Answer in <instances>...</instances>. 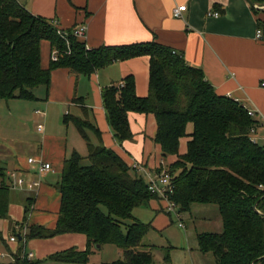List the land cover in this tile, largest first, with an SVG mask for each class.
<instances>
[{
    "label": "trees",
    "instance_id": "16d2710c",
    "mask_svg": "<svg viewBox=\"0 0 264 264\" xmlns=\"http://www.w3.org/2000/svg\"><path fill=\"white\" fill-rule=\"evenodd\" d=\"M264 5V0H251ZM70 31V30H69ZM49 41L58 60L44 69L41 43ZM150 57L149 94L139 97L133 76L119 86L103 90L108 123L119 144L133 138L129 114H153L157 122L154 142L162 157L178 156L167 167L174 193L170 201L179 213L194 204L218 206L223 231L198 236L199 251L211 254L215 264H264V146L253 138L259 121L239 102L220 96L201 69L189 65L183 54L157 41L89 49L85 42L59 33L54 22L34 15L18 0H0V101L35 99V90L49 86L51 73L66 68L74 75L90 76L110 64L136 57ZM81 99H75V102ZM73 122L88 145L87 157L79 153L67 159L58 183L61 194L59 219L54 229L30 226L23 232L34 200L25 203L20 224L22 237L12 260L0 264H40L29 258L25 243L64 234H83L87 248L64 250L51 259L79 264L104 245L116 246L122 259L99 264H154L153 248L144 242L151 223L138 220L134 211L160 199L149 191L144 174L131 168L104 146L100 130L79 117ZM194 125L185 154H179L186 127ZM92 129L99 142L87 134ZM87 163H86V162ZM163 166L157 170L161 173ZM0 219H10L12 191L8 175L0 167ZM13 232H17L13 224Z\"/></svg>",
    "mask_w": 264,
    "mask_h": 264
},
{
    "label": "crops",
    "instance_id": "0c3cea01",
    "mask_svg": "<svg viewBox=\"0 0 264 264\" xmlns=\"http://www.w3.org/2000/svg\"><path fill=\"white\" fill-rule=\"evenodd\" d=\"M36 16L54 22L59 31L87 26V48L125 46L157 41L184 55L186 62L203 71L206 81L218 95L229 97L254 112L259 126L264 129V5L254 6L251 0H18ZM187 10L182 18L174 15L178 6ZM219 13L218 17L209 13ZM261 31V37L258 33ZM52 46L41 43V64L44 69L52 62ZM127 76H133L139 97L149 94L150 57L141 56L116 62L91 74L74 75L66 68L51 73L49 86L35 90V99L0 101V167L6 170L8 182L15 181L11 174L26 181L23 189H12L10 219H0V238L3 247L0 259L15 254L19 248L20 224L25 217V203L34 200L33 209L23 227L54 229L59 219L61 194L57 188L64 163L73 153L87 157V142L73 122L65 123V116H74L94 124L101 132L105 147L119 154L134 168L143 167L150 173L164 169L177 161L178 156L162 157V148L154 142L157 122L153 114L130 113L133 138L119 144L108 123L103 104V90L119 86ZM81 101L75 102V99ZM194 125L186 127L187 136L180 139L179 154L188 150ZM87 134L94 144L99 140L92 129ZM257 142V141H256ZM29 158L36 161L28 162ZM44 162L51 169L39 173L38 164ZM140 173V172H139ZM142 174V173H140ZM147 180V178H146ZM30 181L39 182L29 190ZM167 202L154 199L148 208L154 212L153 228H162L160 212ZM13 224L17 232H13ZM157 228V229H158ZM16 236V241H10ZM87 248L83 234H64L48 239H31L25 250L40 264H76L51 259L50 256L67 249ZM198 249V250H197ZM195 250V249H194ZM190 258L192 264H206V255L196 248ZM4 254V257L1 255ZM199 261V262H197Z\"/></svg>",
    "mask_w": 264,
    "mask_h": 264
},
{
    "label": "rangeland",
    "instance_id": "374dc122",
    "mask_svg": "<svg viewBox=\"0 0 264 264\" xmlns=\"http://www.w3.org/2000/svg\"><path fill=\"white\" fill-rule=\"evenodd\" d=\"M256 141L264 146V129L258 130ZM159 214L166 224L162 228L157 227L158 229L151 227L144 239L146 244L155 246L153 248L154 264H192L190 255L192 250L199 247L198 236L223 231L221 215L216 205L194 204L191 210L183 211L180 218L176 212H168L167 208ZM134 215L138 220L150 223L154 212L148 207H140L134 211ZM180 223L184 227H180ZM2 247L0 238V250ZM122 257L121 251L116 246L106 244L101 249L94 250L89 260L90 263L99 264L116 261ZM205 260L206 264H215L211 254L206 255Z\"/></svg>",
    "mask_w": 264,
    "mask_h": 264
},
{
    "label": "built area",
    "instance_id": "2783aa9c",
    "mask_svg": "<svg viewBox=\"0 0 264 264\" xmlns=\"http://www.w3.org/2000/svg\"><path fill=\"white\" fill-rule=\"evenodd\" d=\"M187 10V7L185 5L183 6H178L177 8H175L174 10V15L177 18H182L183 15L182 13L184 11ZM209 16H215L218 17L219 13L215 12L213 13H209ZM87 26L82 25V26H77L74 27L73 29H71L70 31H59V33H61L62 35H64L65 37L68 35H71L77 39H82L85 38L86 34H87ZM261 31H259L258 33V37H261ZM59 52L57 50L53 51L52 54V60L53 61H57L59 56H58ZM261 86L264 92V79L261 82ZM249 115H251L252 117H255V113L252 111H248ZM253 133L255 132V130L252 131ZM35 159L34 158H29L28 162L30 164L35 163ZM39 167V173L43 174L47 171H49L51 169V165L49 163H44L41 162L38 164ZM134 169H136L138 172L142 173L145 175V177L147 178V184H148V188L149 191L156 195L158 198H160L161 200L167 202V210L168 212H176L177 216L180 218L181 213L178 212L177 210V206L176 204L172 203L170 201V197L171 195L174 193V186L172 184V176L171 174L167 171V169L163 170L161 173L158 172H154V173H150L147 170H145L143 167L141 166H134ZM12 177L16 178L14 182L10 183V187L12 189H23L26 185V181L24 178L16 177V174H11ZM3 186V184L0 181V188ZM39 186V182H35V181H30L27 184V187L29 190H34L35 188H37ZM261 189L264 190L263 186H260ZM180 227H184V225L182 223H180ZM10 241L14 242L16 241V237L13 236L11 237ZM2 257L4 256V254L1 255Z\"/></svg>",
    "mask_w": 264,
    "mask_h": 264
},
{
    "label": "water",
    "instance_id": "95a60500",
    "mask_svg": "<svg viewBox=\"0 0 264 264\" xmlns=\"http://www.w3.org/2000/svg\"><path fill=\"white\" fill-rule=\"evenodd\" d=\"M251 3L253 4V2L251 1ZM254 6H256L255 4H253ZM22 240V237L19 235V241Z\"/></svg>",
    "mask_w": 264,
    "mask_h": 264
}]
</instances>
